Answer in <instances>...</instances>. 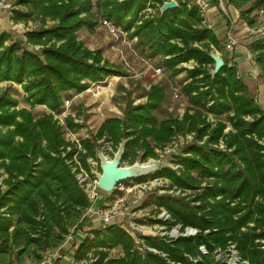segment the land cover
Wrapping results in <instances>:
<instances>
[{"label":"trees","instance_id":"trees-1","mask_svg":"<svg viewBox=\"0 0 264 264\" xmlns=\"http://www.w3.org/2000/svg\"><path fill=\"white\" fill-rule=\"evenodd\" d=\"M169 1L17 0L19 6L55 25L27 33L26 41L9 47V35L0 37V83L21 85L31 106V110L18 109L19 101L12 95L0 96L1 264L41 263L48 251L64 244L74 228L82 227L90 207L68 164L78 153L76 144L65 140L51 113L41 116L33 110L43 106L58 113L92 84L123 76L103 58L102 51H92L79 41L78 33L85 27L94 29L99 15L136 39L147 58L160 59L158 69L164 75L185 74L182 94L189 106L181 119L158 120L156 112L166 93L154 86L148 103L131 109L125 119H106L98 139L106 136L115 151L127 140L122 162L133 165L157 158L158 151L175 137L195 133V142L177 156L181 175L165 168L153 178H167L193 193L192 204L170 196H161L155 203L157 209L172 214L174 225L199 233L171 243L147 237L146 244L166 257L154 253L142 257L124 228L109 226L94 231L95 240H87L80 257L93 248L120 247L124 257L107 264H228L217 255L235 246L242 262L264 264V109L235 64L224 58L226 67L220 74L214 78L210 74L215 67L210 54L223 46L200 9L188 0H177L178 8L162 13ZM224 1L240 10L241 19L252 29L264 15V0ZM16 14L24 21L32 15ZM249 51L264 77V36L254 40ZM191 63L196 67H184ZM67 125L74 128L71 119ZM80 143L87 153L80 152L78 158L90 171L87 160L98 161V149L88 140ZM201 247L208 253L202 254ZM106 257L102 253L101 263Z\"/></svg>","mask_w":264,"mask_h":264},{"label":"rangeland","instance_id":"rangeland-1","mask_svg":"<svg viewBox=\"0 0 264 264\" xmlns=\"http://www.w3.org/2000/svg\"><path fill=\"white\" fill-rule=\"evenodd\" d=\"M188 1L191 5H195V0ZM219 1L220 0H217V4L220 7L219 9L222 10ZM255 1L256 0H253V2ZM157 5L159 6V4ZM223 5L225 9L229 11L228 5L225 2ZM19 11L32 14L29 9L19 6L17 0H0V37L5 34L9 35V40L6 42V47H9L12 43L17 41H26L27 33L39 30H47L55 25V22L51 21L50 19H42V17L36 14L29 16L27 21L18 20L16 12ZM96 11L97 8L95 7L94 12ZM234 11L236 15L234 22H237L239 25L236 28L233 25L231 29L227 27L226 29L217 31L216 35L218 36V39L224 48H226L227 45L231 43V37L232 39L238 41V45L236 47L231 50L226 49L225 53L227 58L243 54L242 50L244 51L245 57H249V45L254 40H258L264 36V20H259L256 23L254 30L251 31L252 28L248 26L246 21L242 20L244 23L239 21V19H241V11L238 9H234ZM96 18L97 19H95V21L97 26L94 29L85 27L83 30H81L78 33L79 41L83 42L85 47L92 51H102L103 58L109 62L111 66L121 71L123 76L111 77L102 85L92 84L91 87L85 91V93H81L82 95L78 94L72 100L67 101L62 110L58 113H52L43 106H38L33 111L35 113H40L39 115L41 116L51 113L54 116L55 122H57L59 127L62 128L63 136L67 142L77 144L75 141L81 142L82 140H88L95 144L98 151H103L105 148L102 149L98 147L103 143V141H98V133L103 122L108 118L125 119L126 113H128L131 109L148 103V94L151 92L152 87L159 86L163 88L166 93L165 102L156 112L159 121L166 120L171 117L181 119L184 116L189 104L185 96L182 94L185 74H182L177 78L168 77L164 74L158 75L156 70L160 65V59L157 57L147 58L145 54L142 53L140 47H138L136 39H132L121 30H118L119 34L113 35L110 29L105 26L101 15ZM34 49L39 51L42 49V47H35ZM189 66L191 67L192 65ZM241 74L243 80H245L244 82L247 85L250 94L255 98L256 101L262 100L264 98V77L262 76L260 68L257 65L255 66L251 64L248 71H242ZM4 93H9L15 99H17V101H19L18 109L31 110V106L27 102L26 93L24 92L21 85L12 82H2L0 83V96ZM99 109H101V112H99ZM68 119L73 121L74 128H71L67 125ZM17 140L21 141L22 139L18 138ZM183 149L184 148L181 147L178 150V155L182 154ZM112 152L113 151H109L108 153ZM116 152L117 151H115V153ZM140 154H143L142 151ZM172 155L173 154L168 155L160 164H149L150 159L145 163H142L141 161L138 162H141L145 165H157L158 172H160L161 170L168 168V164L170 162L174 161L173 163H175L176 158ZM98 164L99 166H96L94 170L101 173L99 160ZM159 169L161 170L159 171ZM155 173H157V171L144 177L148 179L145 182H140L137 180L128 182L129 184H148L151 181L154 182L153 180L156 179L153 178ZM4 178H6V176H4ZM2 181L3 179L1 182ZM100 195L102 199L108 203H113L117 196H121L122 194L116 190L114 194H108L101 191ZM188 195L189 199L182 198V195L172 198L177 200L184 199L188 203L192 204V194ZM161 196L163 195L155 189L146 192L142 201V206L138 208L132 203V201H134V196L129 195L127 197L128 201L130 202L131 211H135L141 215L136 216L141 217L137 218L138 220H136L138 224H144L147 225V227L153 228L154 225L149 222V217L156 213L158 207L155 201ZM94 219L95 218H92L91 222ZM125 220L122 222L126 227L128 223L124 222ZM94 222L96 223V225H94L96 230L101 231L106 228L105 226L101 225L98 219H95ZM139 234H142V232L138 233V235ZM97 249L99 248H93V251L96 254L98 252ZM111 250L112 251H110L109 248H106V251L110 253L113 258L118 257L120 253L123 252L120 247L112 248ZM65 251L66 249L63 250V252ZM70 252L72 251L70 250ZM62 254L64 255V253ZM71 256L72 254L66 251V257L62 259V262H58L57 264H69V258Z\"/></svg>","mask_w":264,"mask_h":264},{"label":"built area","instance_id":"built-area-1","mask_svg":"<svg viewBox=\"0 0 264 264\" xmlns=\"http://www.w3.org/2000/svg\"><path fill=\"white\" fill-rule=\"evenodd\" d=\"M219 2L221 4L223 13L228 18L232 19L230 13L225 9L223 5L225 1L220 0ZM195 6H197L200 9L202 15L206 18V16L208 15L211 9L212 4L207 0H195ZM261 20H264V15L260 17V21ZM104 24L106 27L110 29L113 35L119 34L118 29L115 28L111 23L104 21ZM207 24L208 23L206 21V25ZM252 30H254V28L251 29V31ZM230 39H231V43L226 47V49L228 50H231L238 45L237 40L232 39V37ZM189 65L192 66L190 67ZM184 67L188 69H193L196 67V64L195 63L185 64ZM156 73L158 75L163 74V69H157ZM99 112H101V109H99ZM195 140H196L195 133L180 135L175 137L170 144L166 145L165 147L161 148L158 151L157 158L150 159L149 164L152 163L160 164L168 155L173 154L172 156L176 158L175 163H173L174 161L170 162L168 164L169 166L168 168L176 171L178 175H181L182 166L177 163V156H180L178 155L179 152L178 150L181 147L184 148L194 143ZM205 140H207V138ZM98 141H103V143L100 144V148L102 149L105 148L103 152L108 157V159L111 160L115 155L113 142L109 141L106 136ZM75 142L77 143L76 149L78 150V153L76 154L74 160L69 161L68 164L71 166L79 185L84 190L90 202V207L86 211L81 222L87 220L91 222V219L95 218L98 219L101 225L105 227L120 226L124 228L135 239V244H136L135 250L138 251V253L142 257H145L147 253H154L166 257L165 254H162L157 249L151 248L146 244L145 238L147 237L162 238L167 243H171L173 240H176L180 237L191 238L198 235L199 231L192 227L184 228L180 224L174 225L175 219L173 218L172 214L164 208L157 209L156 213L149 217L150 218L149 222L152 223V225H154L153 228L147 227V225L144 224H138L136 220H138L137 218H141V217H136V216H141V215L135 211L134 212L131 211L130 202L127 199L129 195H133L134 201H132V203L136 205V207L138 208L142 206V201L145 193L153 189L158 190V192H160L163 196L168 195L170 197H175L182 195L183 196L182 198H187V199H189L188 194H193L191 191H187V190L185 191L178 188L177 186H174L172 182L167 178H156L153 180L154 182L151 181L148 184H143V183L129 184L130 181L122 182L117 186V191L122 195L117 196V198L113 203H108L107 201L102 199L100 195L101 190L98 188L97 185L98 181L95 175L96 171L94 169L96 166L97 167L99 166L98 161L89 158L87 160V165L90 167V171H88L84 166V164L82 163V161L78 158V154L80 152L84 154H86L87 152L79 141H75ZM203 143L204 142H202L201 145ZM222 148L224 147L222 146ZM71 150H72L71 148L68 149L69 152ZM109 151L110 152L113 151V152L108 153ZM160 170L161 169H159V171ZM135 180L138 181V179ZM131 182H133V180H131ZM94 220H92V222H94ZM123 220H125L124 222L128 223L126 227L123 225L122 222ZM95 230L96 228H93L91 230H85L82 229L81 226L74 228L71 231V233L67 236L64 244L54 251H48L44 256L43 261L39 264H57L66 257V251L72 254V256L69 258V264H107L110 260H117L124 257V253L122 252L118 257L113 258L112 255L106 251V248L97 249L98 251L97 254L92 249L84 257H80L79 254L80 250L82 249V246L87 242V240L89 241L95 240V233H94ZM140 232H142V234L138 235V233ZM64 249H66L65 252H63ZM111 249L112 248H109L110 251H112ZM70 250L72 252H70ZM200 251L202 254L208 253L205 247H201ZM62 253H64V255ZM102 253H107V257L104 259L103 263H101ZM217 258L219 259L224 258L228 262V264H248L247 262L241 261V258L239 257L238 251L236 250L235 246H231L226 253L220 252L217 255ZM29 264H37V263H29Z\"/></svg>","mask_w":264,"mask_h":264},{"label":"water","instance_id":"water-1","mask_svg":"<svg viewBox=\"0 0 264 264\" xmlns=\"http://www.w3.org/2000/svg\"><path fill=\"white\" fill-rule=\"evenodd\" d=\"M178 7V2L176 0H171L163 4L161 12L166 13ZM210 56L215 63V67L210 73L214 78L226 67V62L224 58L218 53H211ZM125 151L126 140L122 141L118 151L111 160L108 159L103 151H98V160L100 162L101 173L96 172L95 175L98 181V188L101 191L108 194H114L117 190V186L120 183L144 178L149 174L158 171L157 165H144L141 162H136L130 166L124 165L122 159Z\"/></svg>","mask_w":264,"mask_h":264},{"label":"crops","instance_id":"crops-1","mask_svg":"<svg viewBox=\"0 0 264 264\" xmlns=\"http://www.w3.org/2000/svg\"><path fill=\"white\" fill-rule=\"evenodd\" d=\"M208 1L211 2L212 6H211V9H210L208 15L206 16V21H207L210 29H212L215 33L217 31L226 29L227 27L229 29H231V27L233 25L235 28L239 25L237 22L236 23L234 22L236 19L234 9H236V8L228 5V10H229L228 12L231 13V15H232L231 16L232 19H230L223 13V11L221 9H219L220 7L217 4V0H208ZM239 21H242V19H239ZM241 23H244V22L242 21ZM225 51H226V48L223 47L221 51H216V52L219 53L223 58L227 59L230 63H233L237 66V69L239 71V75H240L242 80H243V78H242L241 72L245 71V70L248 71L251 64L256 66L255 61L251 57L250 51H249V57H245L244 51L242 50L243 54H239L238 56H233V57H229V58H227ZM243 81H245V80H243ZM83 93H85V92H83ZM257 102L264 109V98L260 101H257ZM94 225H95L94 222H90L87 220V221L82 222L81 228L85 229V230H91L94 228Z\"/></svg>","mask_w":264,"mask_h":264}]
</instances>
